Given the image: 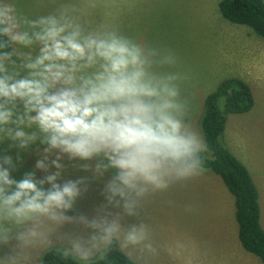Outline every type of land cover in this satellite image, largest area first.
Instances as JSON below:
<instances>
[{"label":"clouds","instance_id":"1","mask_svg":"<svg viewBox=\"0 0 264 264\" xmlns=\"http://www.w3.org/2000/svg\"><path fill=\"white\" fill-rule=\"evenodd\" d=\"M175 63L117 30L87 29L70 4L33 18L0 0V143L39 144L35 169L48 173L16 180L19 155H0V244L17 242L0 264H19L20 250L49 246L53 235L79 264L105 255L122 233L123 247L156 252L145 224L122 221L139 216L150 193L199 174L206 151L184 121V77L154 70ZM65 157L95 161L79 167L96 178L112 170L106 203L91 216L75 208L87 178L59 182Z\"/></svg>","mask_w":264,"mask_h":264},{"label":"rangeland","instance_id":"2","mask_svg":"<svg viewBox=\"0 0 264 264\" xmlns=\"http://www.w3.org/2000/svg\"><path fill=\"white\" fill-rule=\"evenodd\" d=\"M221 0H16L19 9L33 18L55 12L64 4L76 9L87 29H114L133 39L142 47L171 52L173 65H154L160 74L179 73L180 99L187 109L184 121L204 142L200 121L204 102L225 78L239 77L252 89L255 104L246 114H229L222 137L230 151L249 169L260 194L261 224L264 228V39L244 25L234 24L220 14ZM205 143V142H204ZM39 144L27 150L0 143V155H17L20 163L12 176L20 180L35 171L38 179L48 173L35 169L40 157ZM207 156L210 152L205 151ZM66 165L61 180L87 178L75 208L77 212L94 214L106 203L105 185L112 170L96 178L79 165L95 161H62ZM47 187V186H46ZM112 211L120 209L112 208ZM125 228L131 224L147 226L156 252L142 246H120L140 264H263L247 252L238 237L235 199L221 178L201 171L196 176L172 183L165 191L150 193L137 217H126ZM66 225L64 231H75ZM49 246L35 245L20 250L19 264H42V255L59 249L55 235ZM15 239L0 244V257L14 254ZM179 246V247H178ZM169 248L173 251L170 253Z\"/></svg>","mask_w":264,"mask_h":264},{"label":"trees","instance_id":"3","mask_svg":"<svg viewBox=\"0 0 264 264\" xmlns=\"http://www.w3.org/2000/svg\"><path fill=\"white\" fill-rule=\"evenodd\" d=\"M218 10L226 20L250 27L264 39V0H221ZM251 87L239 77L222 80L204 102L200 128L210 156L203 152V171L219 176L235 199L238 237L243 248L264 264V228L258 187L249 171L228 148L222 137L229 114H246L254 107ZM42 264H79L63 255L62 250L50 249L41 257ZM91 264H140L127 255L120 242L114 243L103 256Z\"/></svg>","mask_w":264,"mask_h":264}]
</instances>
